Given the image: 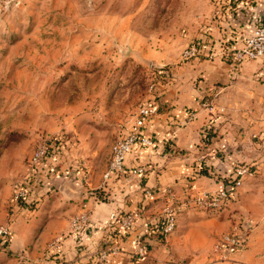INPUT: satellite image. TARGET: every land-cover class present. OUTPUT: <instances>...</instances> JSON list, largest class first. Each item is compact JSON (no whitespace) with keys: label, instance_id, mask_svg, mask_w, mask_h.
<instances>
[{"label":"rangeland","instance_id":"374dc122","mask_svg":"<svg viewBox=\"0 0 264 264\" xmlns=\"http://www.w3.org/2000/svg\"><path fill=\"white\" fill-rule=\"evenodd\" d=\"M229 6L230 0H0V226L31 218L36 205L12 207L13 186L27 174L33 149L45 139L57 138L59 155L53 165L61 171L60 181L68 182L71 189L99 186L114 142L128 131L139 107L160 104L170 83L192 71L188 65L210 58L212 50L205 45L214 36L208 22L220 10L228 12ZM221 42L223 54L240 47L232 39L231 44ZM195 43L203 45L201 55L185 59L184 50ZM192 60L196 62L186 64ZM249 61L259 63L251 76L260 97L250 104L244 95L240 104L226 112L224 123L231 122L225 128L242 140L237 149L252 146L254 154L251 160L233 161L230 166L248 165L253 174L244 179L224 216L237 221L241 232L253 220L244 250L259 249L260 264H264V90L257 88L264 83V60L244 63ZM211 96L203 97L212 102ZM211 128L212 140L199 146L214 144L215 158L225 161L218 144L219 129ZM197 168L202 169L201 164ZM100 190L93 191L103 200ZM189 211L194 213L192 220L204 212L192 207ZM214 213L204 212L202 217ZM177 219L175 230L164 238L155 240L149 232L142 238L145 244L150 239L151 245H146L147 252L140 258L138 243L132 241L137 245L130 246L135 249L127 261L119 253L102 258V251L117 241L113 228L117 233L119 227L107 220L93 221L87 237L80 241L72 237L62 254L50 252V257L58 256L51 264L60 262V255L62 264L235 262L216 249L220 238L234 230L229 223L221 228L222 222L214 221L197 229L182 214ZM151 226L144 225L143 232ZM12 253L0 243V264H15Z\"/></svg>","mask_w":264,"mask_h":264},{"label":"crops","instance_id":"0c3cea01","mask_svg":"<svg viewBox=\"0 0 264 264\" xmlns=\"http://www.w3.org/2000/svg\"><path fill=\"white\" fill-rule=\"evenodd\" d=\"M230 1H234L233 11H230V5L228 12L227 9H224V13L220 10L217 18L208 22L210 34L214 36V39H209L213 40L212 43L205 45L207 50H212L210 58L199 63H195L196 60L186 63H195L186 67L191 68L192 71L189 70V74L184 78L178 77L175 82L170 83L167 90L162 92L161 103L156 102L157 115L143 127V134L157 141L156 149L135 148V151L127 157L126 175L107 182L102 176L99 186L93 188L71 189L67 185L68 182L66 184V181H60L59 174L50 178L41 176L34 180L30 190L38 203L31 213V218H27L28 220L23 223L19 222L21 219L16 220L9 225L10 234L0 236V243L13 250L12 259L15 264H20L23 259L29 264H37L38 260H45L47 264L54 263V259L58 256L50 257L49 242L53 237L63 236L64 231L68 234L73 214L80 212H87L92 222L107 220L112 210H118L121 215L123 214L122 216L127 213L134 215L135 224L132 227L123 230L118 228L117 233H115L116 228H113L114 236H118L117 240L121 241H117L118 244L126 248L119 253L127 257H123L126 261L128 258H133L131 254L135 248L131 247L137 245L134 242L138 243V246L145 242L142 239L145 230L143 226L150 225L153 220L159 218L166 208H172L176 216L182 214L190 223H196L194 226L191 225L192 228H204L214 221L222 222L221 228L226 223H229L232 229L239 227L237 221L224 216L225 213H229L230 205L236 198L224 208L216 210L217 213L202 217L204 212H201L196 214L194 220L191 219L194 213L186 212L190 208L182 205L190 195L215 191L219 182L230 174L232 167L230 162L249 161L254 157L253 150L249 149L253 148L252 146L242 150L237 149L239 147L237 145L242 140L235 137L234 130L225 128L231 122L224 123V119L226 112L232 111L235 103L240 104V101H243L244 95L247 96V102L250 104L253 100L257 103L256 100L260 95L255 90L256 83L251 72L259 63L249 61L235 70L230 60L219 52V47L223 44L221 41L229 42V39H232L235 47L241 46L253 24L256 21H264V0H252L247 4L239 0ZM197 77L202 79L194 82ZM257 88L264 90V83ZM204 95L214 96V100L210 102L213 106L212 110L207 106L208 102L205 101L207 99L203 97ZM212 113L215 115L213 116ZM211 127L214 131L219 129L218 144L223 150L220 152L224 153L225 161H218L215 158L214 144L199 146L201 141L212 140L209 137ZM244 139L246 140L247 136ZM198 164H201L203 170H198ZM138 166L144 167V173L133 172ZM99 188L103 200L93 191ZM147 192L151 194L148 195ZM63 194L73 200L64 198ZM250 221L243 225L247 230V238H249ZM71 239L68 237L66 244L71 243ZM132 241L134 242L131 243ZM248 245L249 243L247 247ZM64 247L66 249V246ZM111 247L108 245L107 248ZM226 257L225 259H233L235 261L233 264L262 262L259 249L256 248L234 251Z\"/></svg>","mask_w":264,"mask_h":264},{"label":"built area","instance_id":"2783aa9c","mask_svg":"<svg viewBox=\"0 0 264 264\" xmlns=\"http://www.w3.org/2000/svg\"><path fill=\"white\" fill-rule=\"evenodd\" d=\"M244 3H248L250 0H239ZM243 44L238 47L228 51H224V56H226L235 70H238L241 65L247 60H264V21H256L248 34L244 37ZM199 53V48L197 45L192 44L188 46L183 52V57L185 59H190L197 56ZM207 106L212 110V104L207 103ZM158 113V105L154 104H144L139 107L138 112L129 127L128 131L120 136L112 146L111 160L107 169L103 174L105 182L113 178H120L127 174V157L129 154L135 151V148H149L156 149L157 141L151 136L145 135L142 132L143 127L146 122L151 120L152 117L156 116ZM56 137L45 139L40 142L32 151L28 159V172L27 174L17 180L13 186L12 194V207L14 209L18 208H30L36 205L35 198L31 194V188L34 180L45 176L50 178L54 175H58L60 170L54 167L53 162L57 159L59 147ZM145 169L143 166H138L134 168V173L142 174ZM253 174V170L250 166L245 164H236L232 167L229 175L225 176L224 179H228L227 183L224 179L219 182L218 188L213 192L202 193L199 195H194L187 198L182 202V205L189 208H196L204 212H214L218 209H222L229 202H231L236 196L238 189L243 185L244 179ZM88 182V181H86ZM150 195V192H147ZM165 217V223L163 227L157 228L154 225L148 228L149 231H145L144 234H149L158 240L162 235L172 233L176 228L177 216L176 212L172 208H166L163 212ZM13 221L14 218H11ZM107 223L112 226L116 225L121 230L130 228L135 224V217L131 213H127L124 216L118 210H112L107 219ZM92 225V221L87 214V212H80L71 218V230L68 234L55 237L48 244V250L51 253H63L64 246L66 244L67 238L74 237L76 240H81L88 236L89 227ZM242 228V227H240ZM243 232L237 231V228L232 232L223 235L217 246L219 252L230 254L234 251L243 250L247 247V230L244 228ZM10 226L4 225L0 226V236L9 235ZM70 235V236H69ZM158 238V239H157ZM117 240V239H116ZM115 240V241H116ZM118 241V240H117ZM113 242L111 248H107L102 251V258H106L109 254L120 253V246L118 242ZM150 243V239L146 240ZM147 244L143 243L138 246L136 255L138 258L144 256L147 252ZM61 261L57 264H62V256L60 255ZM20 264H29L27 260L23 259ZM56 264V263H55Z\"/></svg>","mask_w":264,"mask_h":264},{"label":"trees","instance_id":"16d2710c","mask_svg":"<svg viewBox=\"0 0 264 264\" xmlns=\"http://www.w3.org/2000/svg\"><path fill=\"white\" fill-rule=\"evenodd\" d=\"M234 1H230V11H233V7L234 6H232V5H234V3H233ZM235 10H236V8H235ZM234 10V11H235ZM195 45H197L198 46V48H199V53H198V55L197 56H195L196 58H198L200 55H201V51H202V46L203 45H201V44H198V43H195ZM227 183H231V182H229L228 181V179H224ZM165 217H164V215H161L159 218H157V219H155V220H153V222L152 223H150L151 225H154L155 227H157V228H161V227H163V225H164V223H165ZM146 235L147 234H144V237H146ZM162 235V238H164V236H163V234H161ZM77 241H80V240H77ZM147 245H150V243H148L147 242ZM150 247V246H149ZM130 260H132L131 258H130Z\"/></svg>","mask_w":264,"mask_h":264}]
</instances>
